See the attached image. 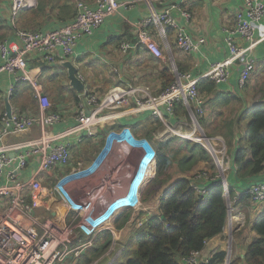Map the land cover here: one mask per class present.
Masks as SVG:
<instances>
[{
	"label": "built area",
	"instance_id": "obj_1",
	"mask_svg": "<svg viewBox=\"0 0 264 264\" xmlns=\"http://www.w3.org/2000/svg\"><path fill=\"white\" fill-rule=\"evenodd\" d=\"M167 1L129 0L120 3L119 0H96L95 7H92L86 0H71L76 17L59 28L42 31L16 28L20 12L34 8L36 0H11V23L18 41L0 43V80L2 75L9 74L19 82L30 81L28 57L31 56L50 67L75 60L78 45L84 37L93 35L108 17L114 16L120 9L130 10L137 3H143L149 10V16L137 26L138 46H144L155 58L164 59V53L172 52L169 38V31L172 30L181 53H197L206 44V39L194 38L179 25L173 16V11L179 10L178 6L159 12L157 7L164 6ZM182 16L186 20L191 18L187 12H183ZM263 20L264 0H244L242 9L236 14L234 30L226 31L229 56L222 62L211 64L204 76L194 78L189 73L179 72L171 55L168 61L175 81L166 91L152 96L142 88L118 87L102 97L85 91L77 105V123L60 133L48 132L49 128L63 121V112L60 111L47 114L42 111L38 115L25 116L15 113L10 119L7 114L1 117L0 143L35 128H39L41 134L0 146V264H64L70 259H78L94 246L96 234L109 226L120 212L140 209L141 190L152 175V166L157 159V151L151 141L137 137L129 127L110 131L98 152L73 166L71 140H100L102 115L125 107H132L136 112L149 111L166 125L167 116H174L176 105H181L187 109L195 127L190 135L203 131L200 120L206 117L207 111L197 84L202 79H209L217 85L228 83L234 65L257 46L255 26ZM154 36L159 37L163 47ZM239 39L245 46L239 45ZM119 49L125 54L133 46L123 43ZM253 71L254 62L251 60L241 68L239 91L247 88ZM36 87L37 84H34ZM12 93L13 90H10L8 99ZM185 125L189 127V124ZM185 137H188L187 134ZM197 142L213 158L217 169L194 174L189 179L191 187L197 195L204 196L209 188L221 182L228 199L229 183L225 174L227 169L224 168L226 157L219 159L220 155H227L226 142L220 137L209 138L204 133L197 138ZM120 146H126V151H119ZM117 158H123L117 172H123L124 166L129 163L132 164L125 169L126 172L134 164L138 169L126 194L111 199L106 195L108 189L122 185L119 181L112 182V163ZM33 160L38 169L30 179L22 181L19 176L30 168ZM3 177L4 186L1 185ZM47 182L50 193L63 202L65 213L61 215V223L50 215L41 217L35 211L39 200H45L41 192ZM246 195L251 205L264 204V184L251 187ZM229 204L231 216L234 211L231 199ZM142 225L140 222L139 226ZM208 244L209 241L205 243V248ZM205 248L192 252L181 264H208L211 257L204 256Z\"/></svg>",
	"mask_w": 264,
	"mask_h": 264
},
{
	"label": "crops",
	"instance_id": "obj_2",
	"mask_svg": "<svg viewBox=\"0 0 264 264\" xmlns=\"http://www.w3.org/2000/svg\"><path fill=\"white\" fill-rule=\"evenodd\" d=\"M86 1L89 5L95 7L96 0ZM128 1L129 0H119L120 3ZM36 2L37 5L34 8L25 9L20 12L16 28L35 30L36 23H34L32 19H35L33 12L38 7L39 0H36ZM70 4H72L71 0ZM243 4L244 0H169L164 6H158L157 9L159 12H163L173 6H178L180 11L175 9L173 11V16L179 25L194 38L206 39V44L197 53L187 55L181 53L177 49L175 37L172 32L169 38L170 44L172 43L171 46L174 47L173 58L175 64L177 63L184 67L187 70L186 73L191 74L194 78H201L209 71L211 64L224 61L230 53L225 41L227 35L226 31L234 30L236 26V14L242 9ZM183 12L190 14L191 18L186 20L182 16ZM10 14L11 0H0V43L7 42V44H11L18 41L15 36V28L11 23ZM57 16V10H47L41 18L40 23L42 25L38 26V29L47 31L69 23L57 20ZM148 16V8L143 3H137L134 8L130 10L120 9L117 14L108 17L104 24L96 30L93 35L84 37L78 45L77 57L75 60L70 59V61L79 69V75L86 86L85 91L102 97L110 92V90L118 87H134L142 88L152 96L158 95L162 86V82L159 78L161 66L164 67L165 65H169L170 68L171 66L166 57L164 59H157L144 48V46L137 45V26ZM25 23H29L28 27L30 28L21 27ZM254 37L255 42H258L257 46L252 53L234 65L230 81L224 84H216V94L208 95L200 92L205 101L207 111V115L204 118L205 120H203L204 128L207 132L227 142L224 138L226 130L224 127L227 123L226 121H229L233 125V133L235 135V140L230 141L232 147H228L230 149L228 150V158L230 160L228 182L234 193L231 197L234 211L231 216L229 215L228 217L224 232L218 237L210 240L207 248L204 250V256L206 258L212 257L218 250L226 251L230 253V262L238 257L242 258L247 246L257 238L256 233L252 231V227L264 212V204L253 206L246 196V192L251 187L264 184V172L257 176L240 179L237 177L233 165L234 151L238 149L237 147L239 145L238 139L244 134L245 128L248 125L247 123L251 121V113L253 115L254 111L256 112L258 109L264 110V20L255 26ZM155 39L161 44V47H163V43L159 40V37L156 36ZM123 43L132 45L133 49L123 54L119 49ZM238 43L240 46H245L241 39L238 40ZM250 60L254 62V71L247 88L244 91H239L238 78L241 68H244ZM42 65L48 66L38 61L35 56L28 57L30 81L19 82L12 75H2L0 80V118L7 114V101L11 105L12 114L17 113L21 114V116L32 115L29 109L24 113L22 112L24 105L35 104L38 112L34 115H38L42 113V111L46 114L49 113L48 110H52L53 104L57 103L55 107L58 111L63 112V121L49 128L48 132L60 133L77 123V100L79 99L80 102V97L83 96L77 94L78 96L75 97L72 96L71 93L64 96L60 93L58 94V90L55 92L52 86V75H54V77L56 75L61 76L64 68L59 66L54 71L53 69L44 71ZM204 82L205 79H202L201 83L204 84ZM34 84H37V88H34ZM38 87L40 90L37 93ZM200 87L204 90L203 85ZM10 90H13V93L10 99H8ZM41 94H44V96H41ZM66 96L69 98L68 101H65ZM16 97H18L17 102H15ZM18 103H20V106ZM68 106L71 107L67 110H62L63 107ZM185 111L186 115H179V113H182V107L180 108V106L176 105L174 116H167V122L173 126L175 130L180 132L188 128L185 125L189 119L186 108ZM102 116L103 121L100 128V140L96 141L89 138H85L81 141L77 138L71 140L73 166L80 160H88L98 152L106 135L110 131L129 127L137 137L147 138L142 135V133H145L148 128L152 129L151 127H147L149 124L148 121L159 120L155 119L149 111L136 112L132 107L122 108L115 113L108 111ZM153 118L155 120H153ZM159 121L162 122L161 120ZM137 123L141 124L138 129L135 128V124ZM117 126L120 127L117 128ZM40 134L41 130L39 128L31 129L17 136L7 138L3 143H0V146L23 141L30 137H37L40 136ZM163 135L164 134H161L160 137ZM125 148L126 146H120L119 151H126ZM122 160L123 158H117L112 163V182L119 181L122 182V185L120 188H114L112 186L108 189L106 195L111 199L126 194L134 174L138 169L137 164H134L130 171L126 172L125 169L132 164L129 163L124 166L123 172H117L116 169L118 168V164L121 165ZM206 164L205 162H200L198 166L201 165L205 167ZM37 169L35 160H33L30 168L25 170L19 178L22 181H26L32 177ZM179 176L183 175L180 174ZM193 176L194 175L191 177L185 176V178L190 179ZM1 185H5L4 177ZM41 193L45 200H39L35 210L36 213L41 217L50 215L55 221L59 220V222H61V215L65 213L64 205L59 197L50 193L49 182L44 185ZM127 211L129 210L127 209L120 212L115 219L110 222L109 226L115 225V222L121 218L120 216ZM134 212H136V210H134ZM149 212H147L148 217L150 216ZM142 224H144L143 221ZM117 233L118 239L121 231Z\"/></svg>",
	"mask_w": 264,
	"mask_h": 264
},
{
	"label": "trees",
	"instance_id": "obj_3",
	"mask_svg": "<svg viewBox=\"0 0 264 264\" xmlns=\"http://www.w3.org/2000/svg\"><path fill=\"white\" fill-rule=\"evenodd\" d=\"M49 9L57 10V20L65 23L76 17V9L70 4V0H39L38 7L33 12L35 19H32L36 23L35 30H39L38 26L42 25L41 18ZM28 25L29 23H25L21 27L30 28ZM171 34L172 30L169 31V36ZM171 47L173 50L174 47ZM59 66L61 65L58 64L52 68L42 65L44 71L48 69L54 71ZM176 67L181 73L187 72L177 63ZM60 77L63 83L68 81L65 69ZM159 78L162 86L158 94L170 88L175 81L169 65L161 66ZM54 79L57 78L52 75V80ZM201 85L204 86V90L201 89ZM216 87V83L209 79H206L204 84L201 81L197 84L199 93L208 95L216 94ZM69 93L72 96H78V93L71 88L68 90ZM77 102L79 104V99ZM179 106L182 107V113L178 112L179 115H186L185 108ZM27 109L31 110L30 112L33 114L38 112L35 104L24 105L22 112L24 113ZM54 111H58L55 106L51 112ZM203 120L205 119L200 120L202 127H204ZM226 122L224 138L227 141V147L231 148L230 141L235 140V135L232 123ZM156 123L160 124V121L156 120ZM139 126H141L140 123L135 124V128L138 129ZM119 127L117 126V128ZM154 132V129L148 128L145 133H142L153 142L158 156L152 166L153 175L148 178L141 192V208L138 213L128 209L129 211L123 213L114 225L117 237L118 231H121L123 235L132 233L133 227L144 222L135 231L133 240L127 242V247L132 249V255L124 264H181L182 260L190 256L192 252L203 250L207 241L221 235L229 217L226 189L221 182L209 188L206 195L199 196L191 187L189 179L183 176L173 177L172 163L176 159L181 175L193 172L200 162H212V158L205 148L179 137L160 141L154 137ZM238 144L233 160L237 177L245 179L263 173L264 110L258 109L254 113L244 134L238 139ZM229 148L228 150H230ZM233 195L229 183L230 199ZM147 212H149V218H145ZM252 231L256 233L257 238L247 246L244 257H238L230 264H264V212L253 225ZM113 235V231L110 229L97 233L94 237V246L85 255L78 259H70L64 264H94L111 246ZM226 260L227 252L218 250L212 255L208 264H226ZM118 262L119 260L115 264Z\"/></svg>",
	"mask_w": 264,
	"mask_h": 264
},
{
	"label": "rangeland",
	"instance_id": "obj_4",
	"mask_svg": "<svg viewBox=\"0 0 264 264\" xmlns=\"http://www.w3.org/2000/svg\"><path fill=\"white\" fill-rule=\"evenodd\" d=\"M164 55H165V57L167 59H169L171 55L174 57L173 50H172V52L164 53ZM54 78H57V79H54L53 83H52V86H53L55 92H57V90H58V94L60 93L61 95H64V96L68 95V90H70L69 85H68V81H65L63 83L60 75H56ZM37 90L38 91H36V92L38 93L40 88L38 87ZM98 96H100V95H98ZM68 99L69 98L66 96V100L65 101H68ZM17 101H18V97L15 98V102H17ZM56 104L57 103H54L53 106H56ZM18 105L20 106V103H18ZM70 107L71 106L63 107L62 110H65V109L67 110ZM48 111L51 112V109H49ZM254 113H255V111H254ZM254 113H253V115H254ZM253 115L251 113V116H253ZM153 120H155V119L153 118ZM148 123L149 124H148L147 127H151L152 129H154V131L156 130L155 133H154L155 137H156V139H158L160 141H166L168 139H171V138L177 136V137H179V138H181V139H183V140H185L187 142L199 144L197 142V138H200V136H202L203 133H204L205 136H207L209 138L210 137H215L216 138L215 135L214 136H210L209 133L207 132V130L204 127H203L204 129L202 128L203 131L198 130L197 133L193 134L194 136L190 135L191 133H193L195 127H194L193 123L189 119L187 121V124H189V127L187 128V130L184 129V131H181V132L178 131V130H175L173 128V126H171L169 123H167L166 125L163 122H160V124H157L156 121H151V120H149ZM211 128H213V127H211ZM161 134H164V135L162 137H160ZM186 134H187L188 137H185ZM148 140H150V139L148 138ZM150 143L152 144V141ZM228 155H229V153H228V147H227V155L226 156L220 155L219 159L222 160L223 158L226 157L225 160H224V168L227 169L225 171V174H226L227 178L229 179L230 169H229V161H228V158H227ZM212 162H214L213 158H212ZM212 162H210V161L207 162L205 167H203L201 165L198 166L197 168L194 169V171H193L194 173L193 172H189L188 174L186 173L185 175H183V177H185V176L191 177L192 175L199 174L200 171H204V170L205 171H207V170L208 171H215L217 169V167L215 165V162L213 164H212ZM172 172H173V177L174 178H176V177H178L180 175L179 174L178 160L177 159L172 163ZM227 203H228V206H229L230 205L229 204L230 203V197L227 199ZM139 210L140 209L136 210L137 212H135V213H138ZM145 218H149V217L146 215ZM60 220H61V218H60ZM57 221L59 222V220H57ZM59 223H61V222H59ZM137 228H140V226L133 227L132 230H131L132 233H126L124 235L120 234V237H118V239L115 236L116 232H115V229H114V224L104 228L103 230H108V229L112 230L113 234H114L113 235L114 238H113V241L111 243V246L107 249L105 254L102 257H100L99 258L100 260L95 262L94 264H115L118 260H119L118 263L124 264L132 255V252H131L132 249L127 247V242L133 240L134 235H135V231L137 230ZM121 239H122V241H121ZM127 250L129 251L128 253L126 252Z\"/></svg>",
	"mask_w": 264,
	"mask_h": 264
},
{
	"label": "water",
	"instance_id": "obj_5",
	"mask_svg": "<svg viewBox=\"0 0 264 264\" xmlns=\"http://www.w3.org/2000/svg\"><path fill=\"white\" fill-rule=\"evenodd\" d=\"M60 65L67 71V78L71 89L76 91L78 94L84 93L86 86L84 81L79 75V69L76 67V65H74L71 61L61 62ZM41 96H44V94H41ZM6 113L8 118L10 119L12 117V108L8 101L6 104ZM88 113L90 114V111H88ZM164 218L165 217L163 216V219ZM229 262H230V253H227L226 264H229Z\"/></svg>",
	"mask_w": 264,
	"mask_h": 264
},
{
	"label": "clouds",
	"instance_id": "obj_6",
	"mask_svg": "<svg viewBox=\"0 0 264 264\" xmlns=\"http://www.w3.org/2000/svg\"><path fill=\"white\" fill-rule=\"evenodd\" d=\"M158 156V155H157ZM143 189V188H142ZM142 191V190H141Z\"/></svg>",
	"mask_w": 264,
	"mask_h": 264
},
{
	"label": "bare ground",
	"instance_id": "obj_7",
	"mask_svg": "<svg viewBox=\"0 0 264 264\" xmlns=\"http://www.w3.org/2000/svg\"><path fill=\"white\" fill-rule=\"evenodd\" d=\"M197 136V135H196ZM198 137V136H197Z\"/></svg>",
	"mask_w": 264,
	"mask_h": 264
}]
</instances>
